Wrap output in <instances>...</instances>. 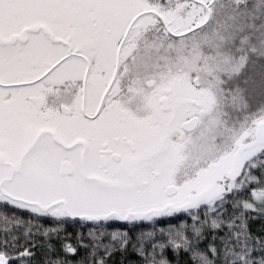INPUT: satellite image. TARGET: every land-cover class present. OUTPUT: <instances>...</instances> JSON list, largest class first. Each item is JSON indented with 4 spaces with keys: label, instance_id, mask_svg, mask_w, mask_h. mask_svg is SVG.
Segmentation results:
<instances>
[{
    "label": "snow or ice",
    "instance_id": "obj_1",
    "mask_svg": "<svg viewBox=\"0 0 264 264\" xmlns=\"http://www.w3.org/2000/svg\"><path fill=\"white\" fill-rule=\"evenodd\" d=\"M0 264H264V0H0Z\"/></svg>",
    "mask_w": 264,
    "mask_h": 264
}]
</instances>
